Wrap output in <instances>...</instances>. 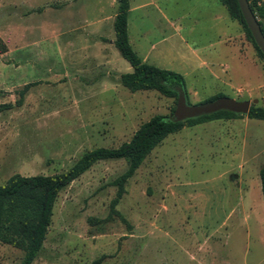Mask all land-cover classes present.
Segmentation results:
<instances>
[{
    "label": "rangeland",
    "instance_id": "obj_1",
    "mask_svg": "<svg viewBox=\"0 0 264 264\" xmlns=\"http://www.w3.org/2000/svg\"><path fill=\"white\" fill-rule=\"evenodd\" d=\"M258 4L264 8L262 0ZM117 6L116 0H0L6 44L0 105H9L0 108V185L15 173L64 172L82 153L117 147L151 116L171 114L174 97L132 92L118 82L131 66L110 44ZM130 7L132 48L141 58L149 53L147 63L181 73L190 103L223 93L264 107V61L237 21L230 20L229 33L240 29V38L229 48L206 30L203 0H130ZM171 22L181 27L179 36H170ZM209 43L220 51L216 65L188 69L182 59L188 47ZM201 54L208 59L209 51ZM263 164L264 121L246 115L168 134L114 206L112 183L126 161L99 160L58 193L32 264H90L101 256V264H264ZM239 183L246 217L228 215ZM23 254L0 241V264H21Z\"/></svg>",
    "mask_w": 264,
    "mask_h": 264
},
{
    "label": "trees",
    "instance_id": "obj_2",
    "mask_svg": "<svg viewBox=\"0 0 264 264\" xmlns=\"http://www.w3.org/2000/svg\"><path fill=\"white\" fill-rule=\"evenodd\" d=\"M116 1L118 6L113 19V44L131 66V71L119 75L118 82L132 92L156 90L165 96L176 99L177 94L174 90L176 85H180L186 90L183 75L142 60L132 48L128 38L130 0ZM219 1L226 8L228 16L242 26L258 56L264 61V55L251 36L237 0ZM247 1L264 33V27L259 19L264 16V8L258 4L259 0ZM4 51H6V44L0 37V54ZM222 95L224 94L218 93L204 101ZM7 107H9L8 104L0 105V108ZM221 116L238 117L243 115L222 110L182 122H169L165 120V115L155 114L143 122L128 141L122 142L117 147H97L86 151L64 172L50 175L26 176L19 173L11 175L4 184L0 185V241L22 248L24 254L21 264H32L43 245L51 221L53 204L58 193L94 163L99 160L118 158L126 161V169L112 183L117 187L116 196L111 202L114 206L123 195L127 180L152 149L160 144L168 134L179 131L184 125L190 126ZM246 116L264 121V107L251 104ZM258 174L264 200V164L260 166ZM101 261L102 256L90 264H101Z\"/></svg>",
    "mask_w": 264,
    "mask_h": 264
},
{
    "label": "crops",
    "instance_id": "obj_3",
    "mask_svg": "<svg viewBox=\"0 0 264 264\" xmlns=\"http://www.w3.org/2000/svg\"><path fill=\"white\" fill-rule=\"evenodd\" d=\"M203 2H204V5L206 6V8L208 9V12H209V18L207 21L206 30H208L211 33H214L215 37L219 38L220 42H223L224 44H226V47L232 48L231 46H233L234 41H236L238 38H240V29L236 30V32H237L236 35H234V34L232 35L229 33L230 32V25L232 22L230 20H233V19H231L228 16L226 8L224 7V5L222 3H220L222 5H218L213 0H203ZM218 2H220V1H218ZM262 4L264 6V0H262ZM142 6L145 7V3L142 4ZM220 6H223V7H220ZM131 11H132V7H130V9H129V12H131ZM129 12H128V14H129ZM159 13L164 16L163 12L159 11ZM114 15L111 16V18L114 19ZM164 18H165V16H164ZM263 21H264V18H263ZM171 24H172L173 29L171 32H169L170 36H176V35L179 36L180 31H181V27L180 26L176 27L174 25V23H172V22H171ZM128 38H129L130 44L132 45L131 38L129 37V33H128ZM231 39L233 41H231ZM110 44H113V41L110 42ZM216 44L215 43H213V44L209 43L206 47L201 48V50L194 48L192 46H189L188 47V50H189L188 53L185 55V57L183 56V58H182L184 60L185 66L188 69H190L191 71L196 72L197 70H199V68H205V67H207V65H210V66L216 65L217 62L215 61V59L217 58V55L220 53V51L218 49H216ZM107 51L108 50L105 46H101L99 48L98 52L102 53L101 58H107V53H106ZM204 51H209V55H208L207 60L201 59V55H202L201 53H203ZM148 59H149V53L146 52V53H144L142 60L144 62H146ZM218 65L220 67H223L224 70L229 68L228 64L218 63ZM207 69H208V72L211 76H214L217 79L221 78L219 76L220 72H216L211 67H209ZM120 74L121 73H119L117 77H119ZM233 178H236L240 182L239 174H235ZM228 189L229 188H227V187L223 188V194L225 196H226V194H228L227 193ZM235 189H237L236 191H238L236 194L237 195V201L231 207L228 215H230L231 213H233V214L238 213L239 217H246L247 213L249 211L247 210V207L243 203L244 197L239 194L240 183L238 184V187H235ZM263 206H264V204H263ZM225 220H226V218L223 220V222H222L223 224L225 223ZM208 251H207V254L209 253Z\"/></svg>",
    "mask_w": 264,
    "mask_h": 264
},
{
    "label": "water",
    "instance_id": "obj_4",
    "mask_svg": "<svg viewBox=\"0 0 264 264\" xmlns=\"http://www.w3.org/2000/svg\"><path fill=\"white\" fill-rule=\"evenodd\" d=\"M237 2L255 44L264 55V33L256 16L252 12L247 0H237ZM174 90L177 94L175 107L171 114L165 117V120L169 122H182L222 110L246 115L251 104L257 101L256 99L252 101L237 100L233 97L222 95L211 100L190 103L186 90L182 86L176 85Z\"/></svg>",
    "mask_w": 264,
    "mask_h": 264
}]
</instances>
